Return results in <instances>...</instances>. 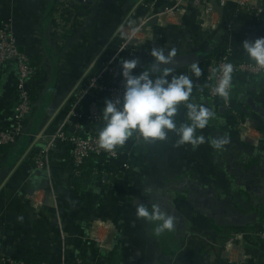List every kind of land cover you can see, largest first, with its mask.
Returning a JSON list of instances; mask_svg holds the SVG:
<instances>
[{
  "label": "crops",
  "instance_id": "crops-1",
  "mask_svg": "<svg viewBox=\"0 0 264 264\" xmlns=\"http://www.w3.org/2000/svg\"><path fill=\"white\" fill-rule=\"evenodd\" d=\"M142 1L0 0V23L12 22L19 49L39 73L30 84L36 109L25 135H43L40 141L31 140L14 165L0 154V255L18 261L35 255L51 264H60L63 255L86 258L91 264H264V242L249 235L264 231V76L233 73L234 110H226L208 97L207 60L198 63L199 77L191 66L170 72L188 75L194 84L191 99L215 112L209 125L197 131L205 143L195 150L177 146L174 132L164 141L136 145L129 139L126 156L99 160L96 165L104 177L81 191L71 182L67 144L59 143L52 151L50 176L32 160L65 122V103L94 61L114 53L118 29ZM145 1L162 13L176 0ZM247 1L214 3L210 16L213 30H225L227 47L233 45L241 54H246L245 40L264 37V24L255 21ZM185 2L186 14L178 12L173 21L162 14L151 24L148 41L164 39L181 25L192 28L193 41L208 45L216 32L201 33L199 8L192 0ZM230 21L234 24L229 32ZM147 48L142 46L135 57L140 61L137 74L153 61L144 59L150 54ZM16 75L14 63L0 66V128L14 121ZM105 102L98 99L101 110ZM86 109L83 105L81 110ZM233 111L249 119L247 131L238 132ZM175 120L186 123L180 107ZM224 137L228 143L217 151L211 141ZM125 162L130 165L127 171ZM154 202L177 218L173 232L156 235L154 225L137 218L138 204ZM92 231L109 239L112 249L98 250L89 239ZM229 242L232 250L227 253Z\"/></svg>",
  "mask_w": 264,
  "mask_h": 264
},
{
  "label": "built area",
  "instance_id": "built-area-1",
  "mask_svg": "<svg viewBox=\"0 0 264 264\" xmlns=\"http://www.w3.org/2000/svg\"><path fill=\"white\" fill-rule=\"evenodd\" d=\"M183 2L185 0H178ZM196 7L199 8L198 22L204 32L215 31L210 26V16L214 11V3L224 6L226 0H192ZM246 5L252 11L254 19L257 23L264 24V0H248ZM154 3L149 4L143 0L139 7V11L146 10L141 22L143 30L139 37L129 35L126 39L118 36L122 41L116 40V49L110 57L97 58L88 71L85 73L81 82L72 91L65 108L68 107L66 120L63 125L49 137L43 150L33 155V162L37 169L45 171L48 175L51 171L50 155L57 147V144L63 143L70 147V160L73 167L74 175H80L81 168L92 159H96V163L102 159H121L126 156V147L116 148L109 153L99 148L98 135L96 129L104 127L106 121L103 119L102 110L98 106V99L116 100L122 98L124 88L121 76V61L123 59H132L140 53V48L151 38L152 25L154 18H160L161 14L154 15ZM177 6L170 8L169 11L176 10ZM234 21L229 23V32L233 29ZM221 25V24H220ZM219 25V26H220ZM139 30V28H138ZM138 30L135 33H138ZM134 36V39H131ZM131 39V40H130ZM237 51L229 48L220 56L213 57L209 61L206 68L205 84L207 87L208 97L216 101L220 107L226 110H234L232 103L233 86L229 90V98L226 101L213 91L222 78V66L226 63L233 65V73L245 76H264V69L259 68L253 60H243L240 62L232 61V57ZM6 63H14L17 69L15 81V99L16 106L14 108V121L10 127L0 128V145H12L25 135L27 122L32 116L34 102L30 93V83L36 75V68L31 58L24 51L19 49L16 35L10 22L0 23V66ZM232 73V74H233ZM86 103V111H82L84 102ZM181 115L187 123L186 108L181 105ZM235 114V125L238 132L247 131L249 128V119L243 117L239 112L233 111ZM70 129V130H69ZM36 136V137H34ZM33 139L40 141L43 135H34ZM133 142L137 145L143 140L138 134L132 136ZM130 169L128 162L123 165V171ZM50 176V175H49ZM245 236V234H243ZM243 235H238L237 240H242ZM256 236L260 241L264 242V231L251 232L249 234ZM89 239L97 245L100 251L111 250L109 239L101 238L95 231L90 232ZM63 249V248H62ZM227 253L232 250L231 242L227 243L225 248ZM0 264H28L26 261H18L10 256L0 255ZM39 264H51L41 262ZM60 264H91L84 258L78 257L73 260L62 256Z\"/></svg>",
  "mask_w": 264,
  "mask_h": 264
},
{
  "label": "clouds",
  "instance_id": "clouds-1",
  "mask_svg": "<svg viewBox=\"0 0 264 264\" xmlns=\"http://www.w3.org/2000/svg\"><path fill=\"white\" fill-rule=\"evenodd\" d=\"M242 47L247 56L264 69V37L245 40ZM176 55L175 48L169 51L153 48L150 52L153 58L151 68L139 74L135 72L140 65L138 59L121 61L124 92L122 98L106 100L102 109L106 123L99 130L100 149L111 153L124 146L134 134H138L144 142H155L166 140L168 133L174 132L178 137L177 146L190 145L193 150L205 143V137L198 135L197 130L205 129L215 118V112L191 99L194 84L188 75L170 76V70L161 67L172 64ZM221 71L222 78L213 91L227 101L232 87L233 65L226 63ZM191 72L196 77L201 75L198 62L191 65ZM181 105L187 110L189 122L178 125L175 117ZM227 143L226 137L211 141L217 151H223ZM136 216L154 225L156 235L173 232L177 223L176 217L162 211L155 202L151 206L138 204Z\"/></svg>",
  "mask_w": 264,
  "mask_h": 264
},
{
  "label": "trees",
  "instance_id": "trees-1",
  "mask_svg": "<svg viewBox=\"0 0 264 264\" xmlns=\"http://www.w3.org/2000/svg\"><path fill=\"white\" fill-rule=\"evenodd\" d=\"M210 34H212V33H210ZM228 38L229 37H228V35H227L225 30H221V31H218V32L215 33V36L212 38L211 41L208 42V45H207V46H209V45H211V43H214V45H215L213 53H212L211 56H209V58L212 57L213 55H214L213 57H217V56H220L223 52L225 53L226 49H223V44L228 41ZM210 39H211V37H210ZM209 58L207 59L208 63L210 61ZM231 60L240 62V61H243V60H251V59L247 56V54H243V53L241 54V53L236 52V54L232 57ZM143 70H146V65L143 67V69H141V71H143ZM38 74L35 76L34 80L38 77ZM31 95H32V101L34 102V111L32 113V117H31V119H33L34 112H35V109H36V100H35V96H33V94H32V91H31ZM86 103H87V101L84 102V105H86ZM15 106H16V99L13 102V110H14ZM67 108L68 107H66V109ZM102 128L103 127H100L98 129H96V131H99ZM35 131H36V129H33L32 133H35ZM33 136L32 135H24L15 144H12V145H0V154H3L5 156V158L7 159L8 163L10 165H14L25 154V152L30 148L31 144L33 143L31 141L33 139ZM130 139L132 140V137ZM125 146H126V144H125ZM66 150H67V154H68L67 156L70 157V147L68 145L66 146ZM37 151H39V150H37ZM70 159H69V161L71 163ZM32 160H33V156H32ZM95 160L96 159L89 160L81 168V173H80L79 176L78 175L76 176L73 173V176L71 178V182H72V185L77 190H80V191L84 190L90 184H92L95 180L99 181V180H101L104 177L102 172L99 170L98 166L96 165V161L97 160L96 161ZM71 166H72V164H71ZM25 261L28 264H39L41 262H44V260H41L40 257L35 256V255L28 256V258Z\"/></svg>",
  "mask_w": 264,
  "mask_h": 264
},
{
  "label": "rangeland",
  "instance_id": "rangeland-1",
  "mask_svg": "<svg viewBox=\"0 0 264 264\" xmlns=\"http://www.w3.org/2000/svg\"><path fill=\"white\" fill-rule=\"evenodd\" d=\"M185 3H186L185 1L179 2L178 0H176L174 5H172L170 7H167L166 9H164L162 11V13H157L158 11L154 10L153 14L154 15H158V14H161V15L163 14L164 15L165 14L166 16L168 15L167 16L168 17V21H170V20L173 21L171 19V17L173 15H177L178 12L186 14L187 9L185 8ZM175 5L177 6L176 10L169 11L170 8L175 7ZM137 8L138 7H134L125 16V18L123 20V24L121 25V27L117 31V35H116V40L117 41H122L120 38H118V36L122 37V39H126L127 36L130 38L131 35H135V37H139L140 36L139 34L143 30V27L141 26V22H142L141 18H143L142 15H144L146 10H142V11L140 10L139 11ZM197 11H198V15H199V9L196 10V18H197ZM161 19L163 21L164 18L161 17ZM10 22L11 21H7V23H9V24H10ZM11 24H12V22H11ZM180 26H175L176 27L175 30H173L170 33H168V35H166L167 37L166 36L163 37L165 40L164 39H160V36H158V40L156 39L157 41L154 40V39L152 40V42L146 41L145 44H143V47L146 48V46H147L148 47L147 49H149V51H148L149 53L151 52V50L153 48H163V49H165V51H169L172 48H175L177 52H182V50L189 49L188 52H198L201 49H203V47H206L201 42H196V40L193 41L194 38H195V33L192 31V28H190V29L189 28H185V27L179 28ZM197 26H198V30L201 33H203L204 31L202 30V28L200 26V23L197 22ZM12 27H13V25H12ZM138 28H139V30H138ZM136 30H138V33H135ZM131 39H134V36ZM187 40H192L193 42L188 44ZM227 44H229V43H224L223 44V49H229L227 47ZM230 46H231V49H235V47L233 45H230ZM213 56L209 58L210 61L213 59ZM150 58H152L150 56V54L147 57H144L145 60L146 59H150ZM36 75H37V71H36ZM30 93H31V90H30Z\"/></svg>",
  "mask_w": 264,
  "mask_h": 264
},
{
  "label": "water",
  "instance_id": "water-1",
  "mask_svg": "<svg viewBox=\"0 0 264 264\" xmlns=\"http://www.w3.org/2000/svg\"><path fill=\"white\" fill-rule=\"evenodd\" d=\"M157 18H154L151 21V24H156ZM214 43L211 45L204 47L198 52H186L182 54H177L176 57L173 59V63L167 66H161L162 68H167L170 71L182 69L186 67H190L194 62L202 63L206 61L209 56L212 55L214 50ZM153 61L146 65V70L150 69L152 66ZM159 74V73H156Z\"/></svg>",
  "mask_w": 264,
  "mask_h": 264
}]
</instances>
